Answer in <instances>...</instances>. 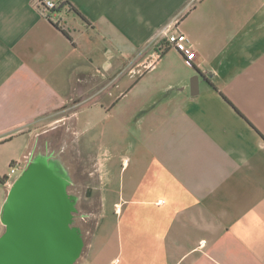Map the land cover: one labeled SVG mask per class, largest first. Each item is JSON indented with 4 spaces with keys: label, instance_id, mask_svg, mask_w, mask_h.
<instances>
[{
    "label": "crops",
    "instance_id": "0c3cea01",
    "mask_svg": "<svg viewBox=\"0 0 264 264\" xmlns=\"http://www.w3.org/2000/svg\"><path fill=\"white\" fill-rule=\"evenodd\" d=\"M64 1L0 0V235L43 154L94 172L73 264H264V0Z\"/></svg>",
    "mask_w": 264,
    "mask_h": 264
},
{
    "label": "water",
    "instance_id": "95a60500",
    "mask_svg": "<svg viewBox=\"0 0 264 264\" xmlns=\"http://www.w3.org/2000/svg\"><path fill=\"white\" fill-rule=\"evenodd\" d=\"M69 183L65 166L49 155L36 154L21 169L2 206L0 264L75 262L84 240L73 224L77 197Z\"/></svg>",
    "mask_w": 264,
    "mask_h": 264
},
{
    "label": "rangeland",
    "instance_id": "374dc122",
    "mask_svg": "<svg viewBox=\"0 0 264 264\" xmlns=\"http://www.w3.org/2000/svg\"><path fill=\"white\" fill-rule=\"evenodd\" d=\"M58 159V158H57ZM72 169L68 173L73 174V182L69 186V192L74 193L78 199L77 207L79 214L84 213L83 218H78L77 223L84 233V244L87 242L94 226L99 222L101 214V203L98 201V194L94 187L87 185L88 182L94 181V172L89 174L87 167L91 165H70ZM21 170L14 175L18 176ZM97 194V195H96Z\"/></svg>",
    "mask_w": 264,
    "mask_h": 264
},
{
    "label": "built area",
    "instance_id": "2783aa9c",
    "mask_svg": "<svg viewBox=\"0 0 264 264\" xmlns=\"http://www.w3.org/2000/svg\"><path fill=\"white\" fill-rule=\"evenodd\" d=\"M64 0H36V6L48 17L50 15H56L54 17L55 22L60 21V17L56 13L60 11V7L63 5ZM181 53L187 60H194L196 52L193 47L191 39L181 31H173L166 33V45ZM163 50V49H162ZM161 50V51H162ZM22 165L17 160L11 161L9 165V174L15 175L18 169H21Z\"/></svg>",
    "mask_w": 264,
    "mask_h": 264
},
{
    "label": "flooded vegetation",
    "instance_id": "af4514ba",
    "mask_svg": "<svg viewBox=\"0 0 264 264\" xmlns=\"http://www.w3.org/2000/svg\"><path fill=\"white\" fill-rule=\"evenodd\" d=\"M66 168V167H65ZM68 171V170H67ZM68 175H69V179H70V183H69V185H68V189H69V186L72 184V182H73V180H75V179H73V174L71 175L70 173H68ZM71 193V192H70ZM72 195H75L74 193H71ZM76 196V195H75ZM77 203H78V199L76 200V211L74 212V217H73V224L75 225V226H77L78 228H79V230H80V232H81V235H82V237H83V240H84V233H83V231H82V228L79 226V224L77 223V219L78 218H83L84 217V213H80L79 214V209H78V207H77Z\"/></svg>",
    "mask_w": 264,
    "mask_h": 264
},
{
    "label": "trees",
    "instance_id": "16d2710c",
    "mask_svg": "<svg viewBox=\"0 0 264 264\" xmlns=\"http://www.w3.org/2000/svg\"><path fill=\"white\" fill-rule=\"evenodd\" d=\"M63 5H68V2H65V1H64ZM69 8H71V7L69 6Z\"/></svg>",
    "mask_w": 264,
    "mask_h": 264
}]
</instances>
